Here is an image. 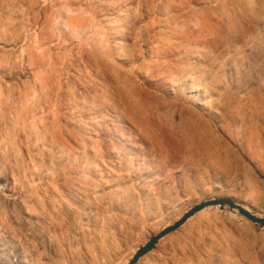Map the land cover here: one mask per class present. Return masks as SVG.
I'll return each instance as SVG.
<instances>
[{
    "label": "rangeland",
    "instance_id": "rangeland-1",
    "mask_svg": "<svg viewBox=\"0 0 264 264\" xmlns=\"http://www.w3.org/2000/svg\"><path fill=\"white\" fill-rule=\"evenodd\" d=\"M8 1L0 264H124L209 197L264 216L261 0L247 43L226 29L230 0ZM211 76L220 101L197 117L187 93ZM165 236L136 264H264V227L227 206Z\"/></svg>",
    "mask_w": 264,
    "mask_h": 264
},
{
    "label": "bare ground",
    "instance_id": "bare-ground-1",
    "mask_svg": "<svg viewBox=\"0 0 264 264\" xmlns=\"http://www.w3.org/2000/svg\"><path fill=\"white\" fill-rule=\"evenodd\" d=\"M6 1H8V0H5V2ZM231 1V3H233L234 4V6H235V11L234 12H232L233 13V16L235 17V18H228V20H225L226 22L228 21L229 22V24L228 23H226V24H228L230 27H228V28H226V29H228L229 31H230V29L229 28H231L232 30H233V32H235L236 31V34L235 35H231L233 38L236 36V39H234V42L233 43H235V40H238L239 41V39H240V41H242V43H247V42H250V40L252 39V37L250 36V30H251V24L253 23V22H258V21H260V19L262 18H260L259 19V16L258 15H256V14H254V9H255V6H254V0H230ZM2 2H3V0H2ZM9 2V1H8ZM221 2H222V0H221ZM225 2H226V0H225ZM13 3V2H12ZM11 3V4H12ZM218 3H219V1H218ZM230 3V4H231ZM230 4H229V6H230ZM256 4V3H255ZM7 5V4H6ZM219 5V4H218ZM8 6H10V5H8ZM13 6V5H12ZM223 6H224V4H223ZM233 5H232V7H234ZM259 6V5H258ZM217 7V6H216ZM231 7V8H232ZM209 8V7H208ZM222 8V7H221ZM221 8H219L220 10H221ZM227 7L225 6V9H226ZM258 8H261L260 10L261 11H263L261 14H263L264 13V0H261V2H260V7H258ZM218 9V8H217ZM218 9V10H219ZM257 9V8H256ZM255 9V10H256ZM209 10H210V13H211V15H212V12H211V8H209ZM217 10V11H218ZM229 10V9H228ZM227 10V11H228ZM222 11H223V9H222ZM225 11V10H224ZM226 12V11H225ZM231 12V11H230ZM258 12V11H257ZM215 13V12H214ZM221 14V13H220ZM222 15V14H221ZM220 15V16H221ZM224 15H225V13H224ZM223 15V20L224 19H226V18H224L225 16ZM213 16V15H212ZM227 16V15H226ZM261 16V15H260ZM210 17V16H209ZM216 17H218L219 18V16H217L216 15ZM205 18V17H204ZM208 18V17H207ZM213 18V17H212ZM218 18L216 19V20H218ZM220 19V18H219ZM264 19V18H263ZM214 20V19H213ZM222 20V21H223ZM220 21V20H219ZM218 21V22H219ZM213 22V21H212ZM214 22H215V20H214ZM224 22V21H223ZM206 23V22H205ZM261 23V22H260ZM213 24V23H212ZM255 24V23H254ZM204 26L206 25V24H203ZM222 25V23L220 22V26ZM215 26H217V25H215ZM254 26V25H253ZM259 26V25H258ZM210 27V26H209ZM222 27V26H221ZM218 28H220V27H218ZM224 28V27H223ZM257 28V27H256ZM204 29H206V28H204ZM208 29V28H207ZM217 29V28H216ZM218 30V29H217ZM224 30V29H223ZM222 30V31H223ZM205 31V30H204ZM211 31V30H210ZM227 31V30H226ZM225 31V32H226ZM228 31V32H229ZM205 32H208V31H205ZM217 32V31H216ZM220 32V31H219ZM212 33V32H211ZM213 33H215V32H213ZM212 33V34H213ZM218 33V32H217ZM212 34H210V35H212ZM227 34V33H226ZM230 34H231V32H230ZM215 35H216V33H215ZM221 35V34H220ZM208 36H206V38H207ZM211 37V36H210ZM223 37V36H222ZM226 37V36H225ZM209 38V37H208ZM218 38V37H217ZM219 38H220V36H219ZM255 38H256V36H255ZM257 39V38H256ZM226 40V39H225ZM224 40V41H225ZM259 40V39H258ZM227 41V40H226ZM225 41V42H226ZM222 42V41H221ZM229 43L231 42L230 40L228 41ZM227 42V43H228ZM224 43V42H223ZM221 44V43H220ZM209 47H210V44L208 43L207 44ZM243 46V45H242ZM249 46V45H248ZM241 50V49H240ZM216 60V59H215ZM235 60V59H234ZM214 61V60H213ZM212 65V64H211ZM212 68V67H211ZM237 68V67H236ZM209 72V71H208ZM55 73V72H54ZM223 73V72H222ZM53 74V73H52ZM209 74V73H208ZM5 75L6 76H9L8 78L10 79L12 76L9 74V73H5ZM218 75V74H217ZM17 77V76H16ZM212 77V76H211ZM12 79V78H11ZM8 81V80H7ZM209 85H208V92L206 93V92H201V91H198V90H193V89H190L189 91H188V95H187V97H188V100H189V106L191 107V109H192V112L195 114V115H197V117H199L201 114H203V113H205L206 111H208V110H210L211 108H212V100H216L217 99V101H220L219 99H220V94H221V92H222V86H221V79L219 78V77H216V79L214 78V77H212V78H210L209 79ZM8 82H2V86H8ZM179 83H173V85L174 86H177ZM76 86V85H75ZM74 86V87H75ZM202 86H203V84H202ZM9 88H11V86H10V84H9ZM44 88V87H43ZM204 88V87H203ZM204 90V89H203ZM50 91V90H49ZM190 112V111H189ZM190 114V113H189ZM192 114V113H191ZM3 117H4V111L0 108V121H1V119H3ZM192 117V116H191ZM196 117V118H197ZM203 117V116H202ZM182 118V117H181ZM190 118V117H189ZM177 119V118H176ZM182 119H186L185 117H183ZM190 119H192V118H190ZM199 119V118H198ZM193 120V119H192ZM191 120V121H192ZM182 121V120H181ZM181 121H178V123L179 122H181ZM189 121V120H188ZM185 121H183V123H184ZM164 123V122H163ZM171 123V122H170ZM169 123V124H170ZM182 123V122H181ZM186 124L185 125H187V122H185ZM165 124H168V122H166ZM169 124H168V126H169ZM188 124H189V122H188ZM191 124V123H190ZM190 124L189 125H187L188 127H190ZM164 125V124H163ZM171 125V124H170ZM195 125V124H194ZM193 126V125H192ZM159 127V126H158ZM165 127V126H164ZM166 127H167V125H166ZM173 127V126H172ZM177 127V125H175V128ZM194 127V126H193ZM174 128V127H173ZM178 128V127H177ZM176 128V129H177ZM168 129H171V128H169L168 127ZM166 131V130H165ZM168 131V130H167ZM166 131V132H167ZM164 133V132H163ZM166 134V133H165ZM170 135H171V133H169ZM172 134H173V132H172ZM167 135V134H166ZM121 143V142H120ZM134 146V145H133ZM133 160V159H132ZM136 160V159H135ZM133 164H135V162L133 163ZM132 164V165H133ZM7 180V178H6V175L5 176H0V181H6ZM3 197L5 198V199H9V200H12L13 198H15L14 196H8V195H3ZM229 199H231L232 201H234L236 204H239V205H241V206H243L244 208H246L247 210H249V211H252L249 207H247L245 204H243V203H240V201L239 200H236L235 198H229ZM257 216H261V217H263V215L262 214H256ZM182 216V215H181ZM180 216V217H181ZM179 217V218H180ZM177 220V219H176ZM175 220V221H176ZM167 225H169V224H165L163 227H161V228H157L158 230H156V232L155 233H157L158 231H160L162 228H164V227H166ZM166 237V236H165ZM144 244V243H143ZM1 245V244H0ZM2 247V246H1ZM138 248V247H137ZM137 248H135L134 249V251H133V253H132V255L136 252V250H137ZM147 256V253L146 254H144V255H142L139 259H143V258H145ZM132 257V256H131ZM130 257V258H131ZM130 260V259H129ZM128 260V261H129ZM128 261L126 262V263H124V264H127L128 263Z\"/></svg>",
    "mask_w": 264,
    "mask_h": 264
},
{
    "label": "water",
    "instance_id": "water-1",
    "mask_svg": "<svg viewBox=\"0 0 264 264\" xmlns=\"http://www.w3.org/2000/svg\"><path fill=\"white\" fill-rule=\"evenodd\" d=\"M212 206H218L220 209H223L225 206H227L230 210L235 209L240 216L246 218L251 223L258 225L260 227H264V216L263 217L257 216L256 211L247 210L243 206L236 204L234 201L229 199V197L205 198L190 206V208L187 209L182 214V216L178 218L176 221L162 228L157 233H154L151 236H149L146 242L137 248L136 252L132 255V257L130 258L127 264H136L142 255L148 253L150 250L153 249V247L155 246V244L158 242L159 239L177 230L181 225H183L190 217H192L197 212Z\"/></svg>",
    "mask_w": 264,
    "mask_h": 264
}]
</instances>
